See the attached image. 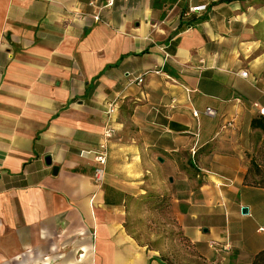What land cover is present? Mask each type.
Masks as SVG:
<instances>
[{"label":"crops","instance_id":"obj_1","mask_svg":"<svg viewBox=\"0 0 264 264\" xmlns=\"http://www.w3.org/2000/svg\"><path fill=\"white\" fill-rule=\"evenodd\" d=\"M107 1L0 0V260L160 264L170 215L192 263L248 262L264 248V189L244 182L264 0ZM151 193L169 205L144 204Z\"/></svg>","mask_w":264,"mask_h":264},{"label":"trees","instance_id":"obj_2","mask_svg":"<svg viewBox=\"0 0 264 264\" xmlns=\"http://www.w3.org/2000/svg\"><path fill=\"white\" fill-rule=\"evenodd\" d=\"M231 1V0H217ZM251 128L257 130V144L252 152H247L249 157L247 170L244 175V182L251 186H257L264 189V114H259L251 119ZM144 204L159 209L169 205L167 195L147 194L141 199ZM160 264H178L168 261L160 256ZM181 264V263H180ZM185 264V263H184ZM188 264H204V263H188ZM243 264H264V248L258 251L253 257Z\"/></svg>","mask_w":264,"mask_h":264},{"label":"rangeland","instance_id":"obj_3","mask_svg":"<svg viewBox=\"0 0 264 264\" xmlns=\"http://www.w3.org/2000/svg\"><path fill=\"white\" fill-rule=\"evenodd\" d=\"M168 226L167 230L165 232H162V234L165 235V238L163 239V253H160V256L166 258L168 261L178 263V264H188L192 263L194 258L192 257V252L194 251L192 249V246L190 245L189 240L187 237H183L179 231L177 232L175 230V224L173 219H171V216L168 215ZM153 223V216L147 215L145 216V224L148 227H152ZM142 226V225H141ZM163 230V229H162ZM142 233L145 234V230H141ZM150 235H145L144 238L147 240L150 239H156L155 235L150 238ZM178 239V240H177ZM179 241L181 244L177 246L176 243ZM159 242V240H158ZM179 244V243H178ZM150 246V245H149ZM164 255V256H163ZM167 255V256H166ZM61 257V256H60ZM59 259H45V258H39L37 256H29L28 254H25L16 260H0V264H91L89 262L74 260L73 257L70 255H67V261L63 260V257Z\"/></svg>","mask_w":264,"mask_h":264},{"label":"built area","instance_id":"obj_4","mask_svg":"<svg viewBox=\"0 0 264 264\" xmlns=\"http://www.w3.org/2000/svg\"><path fill=\"white\" fill-rule=\"evenodd\" d=\"M108 4L112 2V0L107 1ZM205 5H197L191 8L192 11L195 10H201L204 9ZM153 72H158V70H153ZM241 76H246V71L241 70L240 71ZM143 78L137 77L135 79H129V83L136 82L138 84L142 83ZM117 109V103L115 100L110 101L107 103L106 109H105V117H104V127L101 134V140L93 145V147L90 150V153L92 154V160L94 163L93 167V180L95 183L100 184L105 176V168L108 158V141L111 139L114 135L115 129L113 126V115L115 114ZM204 113L208 115H213L214 110L211 107H206L204 109ZM260 113L264 114V108L260 109ZM192 114L194 116H198V111L193 110Z\"/></svg>","mask_w":264,"mask_h":264},{"label":"water","instance_id":"obj_5","mask_svg":"<svg viewBox=\"0 0 264 264\" xmlns=\"http://www.w3.org/2000/svg\"><path fill=\"white\" fill-rule=\"evenodd\" d=\"M56 168H57V167H53L54 172H55ZM241 211H242L243 213H246V212H247V208H246L245 206H242V207H241Z\"/></svg>","mask_w":264,"mask_h":264}]
</instances>
